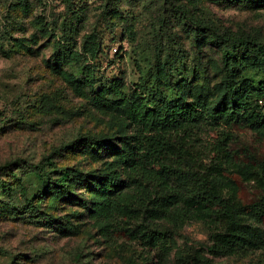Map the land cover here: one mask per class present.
<instances>
[{"label": "rangeland", "instance_id": "rangeland-1", "mask_svg": "<svg viewBox=\"0 0 264 264\" xmlns=\"http://www.w3.org/2000/svg\"><path fill=\"white\" fill-rule=\"evenodd\" d=\"M222 38L264 44V0H0V187H17L0 188V264H264V248L209 252L198 222L162 224L164 241L149 249L93 211L95 179L127 178L120 156L131 130L111 86L128 105L152 85L157 100L212 106ZM63 75L103 92L102 103L77 95ZM76 138L102 141L53 154L54 166L79 176L66 197L41 195L46 181L31 166Z\"/></svg>", "mask_w": 264, "mask_h": 264}, {"label": "trees", "instance_id": "trees-1", "mask_svg": "<svg viewBox=\"0 0 264 264\" xmlns=\"http://www.w3.org/2000/svg\"><path fill=\"white\" fill-rule=\"evenodd\" d=\"M18 7L25 11L27 5ZM35 25L47 28L43 21ZM221 44V97L212 106L157 100L152 85L128 105L120 84L111 86L131 130L120 156L127 178L118 179L116 172L97 178L91 193L96 216L122 238L155 249L168 233L162 224L190 221L206 228V249L213 254L264 248V44L224 38ZM63 77L77 95L102 103L103 92ZM246 133L248 142L241 139ZM91 141L76 138L31 166L46 181L41 195H69L79 173L54 166L52 156L91 149L102 139ZM16 188L4 186L1 194Z\"/></svg>", "mask_w": 264, "mask_h": 264}]
</instances>
